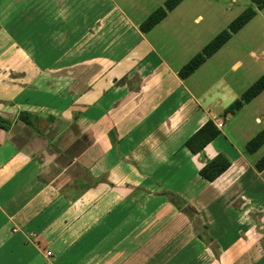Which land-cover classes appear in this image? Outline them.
Returning <instances> with one entry per match:
<instances>
[{"label":"crops","instance_id":"0c3cea01","mask_svg":"<svg viewBox=\"0 0 264 264\" xmlns=\"http://www.w3.org/2000/svg\"><path fill=\"white\" fill-rule=\"evenodd\" d=\"M40 1L0 0V75H32L23 61L50 52L46 102L36 83L0 82L12 123L0 129V264H264V143L251 148L264 110L243 126L264 92L227 114L264 77L235 45L261 10L182 79L218 35L192 32L209 8L184 0L144 32L167 1L138 19L129 0ZM41 43L50 51H30ZM210 121L220 136L194 155L186 143ZM220 155L231 167L204 180Z\"/></svg>","mask_w":264,"mask_h":264},{"label":"rangeland","instance_id":"374dc122","mask_svg":"<svg viewBox=\"0 0 264 264\" xmlns=\"http://www.w3.org/2000/svg\"><path fill=\"white\" fill-rule=\"evenodd\" d=\"M129 1L126 10L129 13H132L138 19L144 16L146 18L156 9L163 7L164 2L167 0H129ZM40 3H44V2H42L41 0ZM188 3H191L193 5L196 4L210 9L204 13L205 21L200 26L198 25L194 27L192 30L193 33L196 32L200 33L202 31V35L204 34L207 35V38H210L212 35L215 34L219 35L221 32L226 30L228 28L227 24L229 22H232L236 17H238L240 13L243 12V10L249 8L255 9V5L253 4L252 0H236L235 3L236 5H234L233 8L230 7V5L233 4L232 0H191ZM231 9H233V11L228 12ZM36 14L38 15V18L41 16V18L50 19V12L44 13L39 9V11ZM166 34L167 35L174 34L173 29L171 28V30H167ZM235 41H236L235 45L240 46L241 50H245L248 54V57H250L251 59L255 58L259 60L258 62L260 63V68L258 71L263 70L264 72V9L258 12V16L256 17V19L248 27H246L244 30H242L239 33ZM46 50L50 51V45L48 46L43 43L38 45H32L30 49L31 52L38 54ZM11 54H13V51H11L10 49V51H8L7 53L8 56L5 57L2 61L3 64L2 69L3 68L8 69L10 68V65H12L11 64L12 60L9 58ZM42 55H46V57L42 58L41 55H39V58H34L33 61L32 60L23 61L24 66H29V68H33V70L36 71L33 72L32 75L28 74L27 76L24 75L18 77H12L11 75H7V77H3V75H0V82H4V79L10 81L13 80L14 78H18L19 79L18 83L21 85L27 86L30 83H36L38 84L37 90L39 93L38 95L39 104H42L41 102H46L48 99L47 94L48 96L50 95V52ZM251 62H252L251 60H247L244 69H249ZM227 66L229 67L228 64L226 65V67ZM263 110H264V93L250 106L248 110L244 112V116H245L244 121H246V124H244L243 126L246 128V130L247 129L249 130V127L251 125L249 123L250 121L249 119L251 118L250 116H252L253 114L261 113ZM262 123H263L262 127H264V120H262ZM226 124L229 128H232L236 131L240 130L237 124L235 125L230 123H226ZM243 130L244 129L242 128L241 131ZM263 155H264V148L260 151L258 157H261Z\"/></svg>","mask_w":264,"mask_h":264},{"label":"trees","instance_id":"16d2710c","mask_svg":"<svg viewBox=\"0 0 264 264\" xmlns=\"http://www.w3.org/2000/svg\"><path fill=\"white\" fill-rule=\"evenodd\" d=\"M184 0H167L165 8L157 10L152 14L148 20L142 25L144 32H149L161 23L167 16L168 12L173 11ZM253 4L258 10L264 9V0H252ZM256 11L254 9H247L243 12L234 22L230 24L227 30L223 31L217 36L201 54L196 56L187 66L183 68L180 73L182 79L188 78L193 74L200 66H202L208 58H211L216 52H218L232 37L242 30L254 17ZM264 92V77L258 80L242 97V101H238L227 114H233L240 110L244 103L248 104ZM35 117L29 113H21L19 120L25 125L34 126ZM12 127V123L0 117V129L9 131ZM220 136V131L210 121L208 122L198 133H196L187 143L186 147L194 154L197 155L205 150V148L211 144L216 138ZM264 143V135L260 136L257 140L252 142V152L258 149V147ZM231 167L230 161L224 156L220 155L212 162H210L201 172L200 176L208 181L214 182L221 177ZM258 170H264V158L258 164Z\"/></svg>","mask_w":264,"mask_h":264},{"label":"built area","instance_id":"2783aa9c","mask_svg":"<svg viewBox=\"0 0 264 264\" xmlns=\"http://www.w3.org/2000/svg\"><path fill=\"white\" fill-rule=\"evenodd\" d=\"M220 127H221V126H220ZM50 255H51V253L48 254V256H50Z\"/></svg>","mask_w":264,"mask_h":264}]
</instances>
